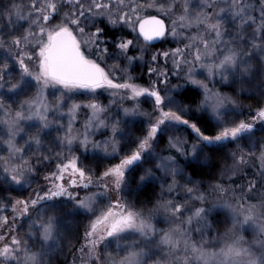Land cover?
<instances>
[{"label": "snow or ice", "instance_id": "6c2138e0", "mask_svg": "<svg viewBox=\"0 0 264 264\" xmlns=\"http://www.w3.org/2000/svg\"><path fill=\"white\" fill-rule=\"evenodd\" d=\"M169 38L175 47L145 59ZM253 77L264 96V0H0V264H50L65 243L71 264H264V106L242 119L239 100L215 89L240 83L238 97ZM187 84L214 134L183 99ZM74 96L86 102L69 106ZM229 145L208 205L189 169ZM256 160L246 183H224ZM148 185L151 207L124 199ZM218 209L231 228L212 237Z\"/></svg>", "mask_w": 264, "mask_h": 264}, {"label": "trees", "instance_id": "16d2710c", "mask_svg": "<svg viewBox=\"0 0 264 264\" xmlns=\"http://www.w3.org/2000/svg\"><path fill=\"white\" fill-rule=\"evenodd\" d=\"M193 4H195V0H193ZM153 14H156V13L153 12ZM166 23H168L167 20H166ZM141 46H143V45H141ZM173 47H175V45L173 44V41L171 40V38H169L168 42H166V43L162 42V41H158L154 45V47L148 48V56H146L145 59H149L150 55L155 51H163V50H167V49L173 48ZM136 54L139 55L138 52ZM161 62H162V60H161ZM168 67L171 68V62H169ZM146 70H147L146 67H141L138 65L135 68V71L132 72V75L133 76L136 75V77H139V79L137 80V83L147 86L148 77L146 75H142V73L146 72ZM119 75H121V74L119 73ZM197 79L204 80V75L198 74ZM13 82H15V74L14 73H13ZM183 82L184 81L182 78L179 81L175 77H173V79H172L173 84L183 83ZM205 83H208L210 88L213 87L212 82L205 80ZM259 83H260V80L258 77H253L250 80L245 79L242 87L244 89H246L247 91L241 92L238 97L236 96V91L241 87L240 83L234 84L231 87L222 86L219 83H216L215 89L221 91L222 93H227L229 95H233L234 98H237L239 100V103L242 106L241 110L245 114L244 116H241V118L243 119V118L247 117V114L249 113L250 110L255 111L258 107L264 106V96H261L259 92L254 91V89H256V86ZM251 89L253 91H251ZM49 91H52V89H49ZM200 92H201L200 89L196 88L195 86H193L191 84H187L184 88L183 99L185 100L186 103L191 104V106L194 110L193 111V117L194 118L200 117V125L199 126H201L202 129H207L208 134H210V133L214 134V132H215L214 123L209 120L207 115H203V114H200V113L195 111L196 103H198V101L202 98L200 96ZM106 96H107V93H105V95L100 98L104 103H107ZM144 108L148 111L151 110L149 105H144ZM79 114H80L79 116H84V117L86 115L83 110ZM78 121L79 122L76 124V127H78V124L81 123V119H79ZM129 127L131 128L132 125L130 124ZM180 127L182 129V134L184 136L189 137V139H190V130L183 131V126H180ZM256 134H258L259 136H262L264 134V131L260 130V131L256 132ZM177 135H181V133L178 132ZM258 135H256V136H258ZM96 138L97 139H103V137H100L99 135H97ZM165 141H166V137H165ZM20 142L22 143L23 141L21 140ZM232 148H233V146L229 145L228 147H225V148L211 150L210 155L212 157L211 163L213 166L210 168L209 167L201 168V167H197V166L193 165V167L189 169V171H192L193 169H195V172L197 173L195 176V179L198 178L196 180H203L205 182L204 186L201 188V191H205L207 189L205 194L208 196V201H207L208 205H209V203H216V202H213L216 199V195H215V193H213L211 191V189H208L205 187H207V185L209 183H216L217 182V180H214V177L216 174H218L220 172L221 168L224 166V164L226 162V156L232 150ZM85 155H89V154L85 153ZM103 163H104L103 161L100 162L101 168H103ZM258 167H259V161L258 160H256L255 162L250 161L247 166L243 167L242 172H238L235 175H232L233 179L231 181L228 179H224V183L232 184L234 181L235 184H244V183H246L247 179L252 178L253 175L255 173H257ZM53 168H54V166H53ZM44 172H45V169L42 168L41 174L36 177V182L32 185L33 189L38 188L44 184V181H43ZM242 176H243V178H241ZM217 177H219V176H217ZM28 191H32V189H28ZM92 191H96V189H92ZM155 191H158V189H155ZM153 192H154L153 187L151 185H148L139 191H133L130 194L125 193L124 199L126 201L133 203L137 207V209L143 208L145 205H147V207H151L152 205L149 204L148 201L154 200ZM13 195H14V193H13ZM26 195H27V193H26ZM81 195H84V193H81ZM128 195H130V196H128ZM197 206H199V205L197 204ZM158 217L153 219L152 222L154 223V221L156 219H158ZM211 220L213 221V224H212V229H211L210 234H211V236H213L214 233H219L221 228L219 226V221L216 220L217 223H214L215 220H213V218ZM166 227H167V225H166ZM194 238L199 239L198 236H196ZM250 242H251V240H250ZM67 255L69 256V254H67ZM60 264H68V263L64 262V263H60Z\"/></svg>", "mask_w": 264, "mask_h": 264}, {"label": "rangeland", "instance_id": "374dc122", "mask_svg": "<svg viewBox=\"0 0 264 264\" xmlns=\"http://www.w3.org/2000/svg\"><path fill=\"white\" fill-rule=\"evenodd\" d=\"M173 44L175 45L174 42H173ZM161 60L163 61V57H161ZM117 75H119V73H117ZM144 86H146V85H144ZM52 91H49V92H52ZM251 91H253V90L251 89ZM254 91H255V89H254ZM52 99H53V97L50 95L49 96V100H52ZM72 102L81 103V102H86V101H84V97H82V96H74L73 99L71 101H69V106L71 105ZM145 105H147V104H145ZM65 111H67V109H65ZM84 113H85V111H84ZM79 115L80 114H78V116H77V123L79 122L78 121L79 119H81V123L78 124L77 128H79L83 124V122L85 120L84 116H79ZM258 131H260V130H257V132ZM210 134H212V133H210ZM256 135H258V134H256ZM256 138L257 139H264V134L262 136L258 135V136H256ZM226 164L229 165V166L232 164V161H231L230 158H228L226 160V162H225L224 166L221 168V170L225 167ZM221 170H220V172H221ZM220 172L218 174H216L215 177L219 176ZM228 175L232 176L233 173L230 172V173H228ZM196 179H198V178H196ZM224 179H228L227 176ZM214 180H216V179H214ZM205 188H207V187H205ZM26 193L27 192L22 193V195H26ZM14 195H17V193H14ZM128 196H130V195H128ZM213 202H216V199ZM211 204H213V203H209V205H211ZM217 211L219 212V215H216L214 213L213 216L210 217L211 219L213 218V220H215L214 223H217V221H223L225 219L226 210L225 209H218ZM84 222L87 223V220H85ZM154 224H155L157 229L166 227V225L162 222V217H158V219H156L154 221ZM219 226L221 228L219 233L222 234V233H224L226 231L227 228H231V222H230V220H229V222L227 224L219 222ZM26 230H27V223L25 222L23 228H21L19 230L20 231V235H23ZM216 235H217V233H214V235L212 237H215ZM240 235H242L243 238L245 240L249 241V242H250V240L252 242L256 238V235H255L253 229L252 228H248V227H245L244 231L241 232ZM73 243L76 244V247H79V243L78 242L74 241ZM72 251H75V249L73 248ZM67 254H69V256ZM64 262H66L68 264H71V262H72V255H71L66 243H65L63 252L62 253H57L55 256H53L51 258V260H50V264H60V263H64Z\"/></svg>", "mask_w": 264, "mask_h": 264}, {"label": "water", "instance_id": "95a60500", "mask_svg": "<svg viewBox=\"0 0 264 264\" xmlns=\"http://www.w3.org/2000/svg\"><path fill=\"white\" fill-rule=\"evenodd\" d=\"M158 41H159V40H157V41H153L152 44L154 45V44H156Z\"/></svg>", "mask_w": 264, "mask_h": 264}]
</instances>
